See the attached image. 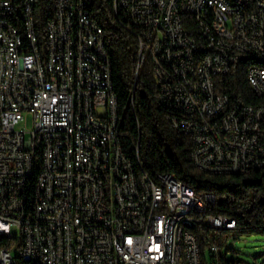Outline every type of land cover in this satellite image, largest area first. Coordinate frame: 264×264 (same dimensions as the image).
Here are the masks:
<instances>
[{
	"label": "built area",
	"instance_id": "built-area-1",
	"mask_svg": "<svg viewBox=\"0 0 264 264\" xmlns=\"http://www.w3.org/2000/svg\"><path fill=\"white\" fill-rule=\"evenodd\" d=\"M209 1L202 9L199 0H183V7L113 0V11H123L116 19L138 41V68L150 64L172 130L191 139L193 164L206 174L263 171L257 119L264 71L253 70V60L264 59V0L261 10L252 0ZM50 2L53 19L42 41L35 0H0V264H216L220 238L206 234L200 245L184 230V244L173 246V233L190 222L221 234L223 223L235 221L209 214L215 197L197 195L173 175L133 172L120 142L110 58L89 2ZM175 9H189L194 36L177 30ZM203 20L212 21V35L203 32ZM203 36H215V47ZM217 38H229L230 49L219 48ZM187 44L197 48V70H189ZM232 63L244 66L248 89L259 97L251 111L221 85L208 90V77L220 84ZM250 139L261 141V151ZM27 167H38L33 184H25ZM24 190L31 199H22ZM183 203L204 206V215H187Z\"/></svg>",
	"mask_w": 264,
	"mask_h": 264
},
{
	"label": "trees",
	"instance_id": "trees-1",
	"mask_svg": "<svg viewBox=\"0 0 264 264\" xmlns=\"http://www.w3.org/2000/svg\"><path fill=\"white\" fill-rule=\"evenodd\" d=\"M89 11L103 33V45L111 62V79L117 97L118 125L122 149L135 168L151 179L170 174L197 195L215 197L209 214L233 219L225 222L224 231L236 236L264 237V170L247 175L206 174L193 164L192 141L179 137L169 124L170 113L157 101L158 91L150 64L138 68V41L133 32L114 15L113 0H87ZM34 19L41 40L48 20L53 19L50 0H35ZM244 66L238 64L217 85V91L241 96L245 104L257 103L249 91ZM137 77V79H135ZM38 167L34 172L36 178ZM33 177V181H34ZM234 229V230H233ZM198 243L209 230L194 228ZM220 234V232H219ZM220 264H236L234 261Z\"/></svg>",
	"mask_w": 264,
	"mask_h": 264
},
{
	"label": "bare ground",
	"instance_id": "bare-ground-1",
	"mask_svg": "<svg viewBox=\"0 0 264 264\" xmlns=\"http://www.w3.org/2000/svg\"><path fill=\"white\" fill-rule=\"evenodd\" d=\"M174 6L183 7V0H174ZM252 7L253 10H261V0H252ZM199 8L210 9V1L199 0ZM115 16L123 18V11H115ZM93 20L96 21L94 18ZM172 22H174L177 30H181V33H184L185 36H194V22L192 20V17H190L189 9H175V11H172ZM159 26H166V19H159ZM97 27H99L98 23ZM203 32H205V35H212L211 20H203ZM100 39L103 40V33L101 28ZM203 44L208 47H215V36H203ZM217 46L222 49H230L231 40H229V38H217ZM261 54L264 55V29L263 40H261ZM186 58H188L189 70H197L198 54L197 48H194V44H187ZM238 64L241 63H232V68ZM253 70L264 71V59L253 60ZM217 85L218 83L216 77H208V90H210V93L218 92ZM252 94L257 101L255 105H259V97H257L256 93ZM236 102H238L239 108H241L242 111H251V105L245 104L241 96L236 97ZM257 126L258 128H264V108H261V117H258L257 119ZM250 148H252L253 151H261V141H259V139H250ZM191 158L193 161V154H191ZM195 166L197 169L202 171V166ZM36 169V167H27V170H25V184H33L34 182H36V178L33 175ZM260 169H264V161H260ZM133 172H139L135 168L134 164ZM22 199H31V190H24V192H22ZM183 212H186L187 215H204V206H198L194 203H183ZM224 224L225 223H223V228ZM192 229L193 223L179 222L177 231H174L173 233V246H182V244H184V230ZM219 262L220 254L216 255V264H220ZM34 264H43V261L42 259H34Z\"/></svg>",
	"mask_w": 264,
	"mask_h": 264
},
{
	"label": "rangeland",
	"instance_id": "rangeland-1",
	"mask_svg": "<svg viewBox=\"0 0 264 264\" xmlns=\"http://www.w3.org/2000/svg\"><path fill=\"white\" fill-rule=\"evenodd\" d=\"M29 122H31L29 118ZM28 127H31L29 123ZM14 234L18 233L13 231ZM210 239L223 242L220 257L224 262L234 261L236 264H264V237L236 236L232 231L219 234L216 230L210 231Z\"/></svg>",
	"mask_w": 264,
	"mask_h": 264
}]
</instances>
